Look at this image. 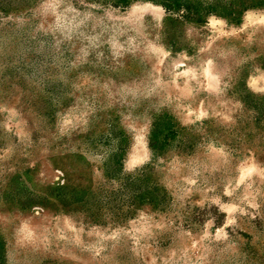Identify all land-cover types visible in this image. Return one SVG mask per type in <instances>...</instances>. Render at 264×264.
Masks as SVG:
<instances>
[{
    "label": "rangeland",
    "instance_id": "rangeland-1",
    "mask_svg": "<svg viewBox=\"0 0 264 264\" xmlns=\"http://www.w3.org/2000/svg\"><path fill=\"white\" fill-rule=\"evenodd\" d=\"M0 264H264V0H0Z\"/></svg>",
    "mask_w": 264,
    "mask_h": 264
},
{
    "label": "trees",
    "instance_id": "trees-1",
    "mask_svg": "<svg viewBox=\"0 0 264 264\" xmlns=\"http://www.w3.org/2000/svg\"><path fill=\"white\" fill-rule=\"evenodd\" d=\"M120 3H123V4H129L130 3V0H119Z\"/></svg>",
    "mask_w": 264,
    "mask_h": 264
}]
</instances>
